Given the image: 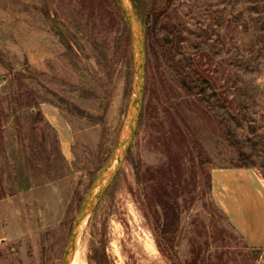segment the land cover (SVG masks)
Returning <instances> with one entry per match:
<instances>
[{"label": "rangeland", "instance_id": "1", "mask_svg": "<svg viewBox=\"0 0 264 264\" xmlns=\"http://www.w3.org/2000/svg\"><path fill=\"white\" fill-rule=\"evenodd\" d=\"M131 1L147 58L141 119L71 261L264 264L212 185L214 169L239 163L228 128L264 179V0H173L157 21L165 0ZM136 80L117 0H0V264H63L126 136Z\"/></svg>", "mask_w": 264, "mask_h": 264}, {"label": "crops", "instance_id": "2", "mask_svg": "<svg viewBox=\"0 0 264 264\" xmlns=\"http://www.w3.org/2000/svg\"><path fill=\"white\" fill-rule=\"evenodd\" d=\"M213 196L246 244L264 255V179L252 168L212 173Z\"/></svg>", "mask_w": 264, "mask_h": 264}, {"label": "water", "instance_id": "3", "mask_svg": "<svg viewBox=\"0 0 264 264\" xmlns=\"http://www.w3.org/2000/svg\"><path fill=\"white\" fill-rule=\"evenodd\" d=\"M155 2V0H153ZM117 3L125 15L129 24L133 45L137 52V80L136 95L132 105L131 118L128 124L126 136L121 139L114 149L108 163L100 173L97 181L90 190L85 203L74 220L69 242L65 251L63 264H71V257L76 245L80 229L89 213L94 209L97 202L109 188L114 178L122 168L128 155L129 149L134 141L143 110V100L145 91V68H146V47L142 25L136 14L132 1L127 5L125 0H117ZM114 168V169H113ZM106 178V179H105Z\"/></svg>", "mask_w": 264, "mask_h": 264}, {"label": "trees", "instance_id": "4", "mask_svg": "<svg viewBox=\"0 0 264 264\" xmlns=\"http://www.w3.org/2000/svg\"><path fill=\"white\" fill-rule=\"evenodd\" d=\"M173 0H165V8L162 9L161 11H156V8L153 9V12L148 15V20H151V17H154V21H157V18L163 14L167 10V8L171 5ZM155 3L153 4V6ZM241 126V124H240ZM228 135L230 136L231 140L234 142V144L239 148L240 155H239V163L233 165L231 168H245V169H250L253 168L252 163L250 162L249 157L247 156L246 153H243L241 150V145L239 143V140L237 139L236 135L234 134V131L232 128H228L227 130ZM176 220V219H175ZM259 254L262 253V251H258Z\"/></svg>", "mask_w": 264, "mask_h": 264}, {"label": "bare ground", "instance_id": "5", "mask_svg": "<svg viewBox=\"0 0 264 264\" xmlns=\"http://www.w3.org/2000/svg\"><path fill=\"white\" fill-rule=\"evenodd\" d=\"M80 258V257H79ZM79 259H78V256L76 255V258H75V255L74 257L72 258V261H71V264H79ZM82 264V263H81Z\"/></svg>", "mask_w": 264, "mask_h": 264}]
</instances>
